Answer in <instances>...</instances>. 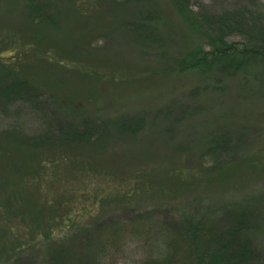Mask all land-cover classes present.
<instances>
[{
	"label": "rangeland",
	"instance_id": "rangeland-1",
	"mask_svg": "<svg viewBox=\"0 0 264 264\" xmlns=\"http://www.w3.org/2000/svg\"><path fill=\"white\" fill-rule=\"evenodd\" d=\"M48 1L55 2L57 8L54 17L59 21L63 18V29L52 28L47 21L35 24L36 21L31 20L27 0H0V62L3 64L0 73L6 71L7 65L13 74L19 73L22 78L34 81L38 86L48 85L59 97L57 102H51L42 96L37 111L33 102L27 100L29 97L23 101L18 99L15 105H21L31 112L32 122L28 121V128L34 126L36 129L35 122L39 119L41 122L38 123H43L41 127L44 130L52 121L55 127L52 130L62 131L69 123L76 127L86 122L100 126V123L109 125L111 121L124 118L130 113L140 114L138 120L144 118V113L147 115L150 112V115L146 117V130L139 136L143 144H132L134 140L118 136L115 132L117 138L87 146L81 165L63 160L58 152L48 155L28 150L27 157L25 150L21 152L17 149L21 146L15 143V134H6V131L12 130L15 122L10 121V117H5L4 122L0 121V251H7L5 259L0 258V264H12L16 258L19 264H51L49 258L55 248L54 241H63V247L70 244L68 241L72 235H80L92 218L108 207L110 213L117 209L111 219L106 221L104 216L103 222L109 227L117 225L119 231L114 235L122 250L112 252L113 258L109 262L105 261L106 264H138L141 259L143 261L150 257V245L158 253L162 247V238L154 233L147 245L150 248L147 253L141 222L143 226V221L150 220L156 227L163 225L176 230L179 221L186 217L187 210L195 212L199 209L216 212L218 215L226 209L228 213L236 209H249L259 214L255 217L256 222H260L261 231L253 239L264 257V66L225 79L222 87L227 94L218 107L194 111L193 116L177 126L175 123V128H170L169 134H166L167 122L161 110L167 111L176 102L174 97H179L178 101L181 102L184 96L188 101L192 87L214 84L212 81L204 82L200 73L178 81L175 78L164 80L163 77L165 82H155V77H151L149 82L144 80L147 72L156 70L158 59L166 57L172 62L175 56L183 57L188 48L196 46L199 40L189 25L171 14L165 0H159L165 11V23L170 26L175 40L169 41L172 38L170 35L162 43L143 44L139 41L146 37L144 34L125 29V23L128 19L130 22L136 20L135 14L140 9L131 4L133 8H118L113 19L107 17L106 21L110 25L115 20L111 30L100 28L97 31L95 28L89 30L84 27L89 35L88 39L85 37L86 41H90V44L86 43L81 49L83 52L78 54L74 51L78 45L75 41H79L75 33L82 32L83 25H87L86 16L70 11L73 0ZM84 1L92 4V0ZM203 1L211 9L223 8L220 7L224 0ZM258 1L264 4V0ZM86 8L82 7L83 10ZM171 30L168 28L164 33ZM185 31L192 36L188 40L183 36ZM86 34H83V38ZM35 36L41 41L32 45ZM132 38L138 43L132 41ZM232 38L237 42L247 39L243 34H234ZM205 49L210 50L207 46ZM65 53L69 55L68 58ZM41 58H47L49 63L39 61ZM246 79H250L249 84H245L249 81ZM170 85L181 89H172ZM65 97L75 100L68 109V105L61 100ZM237 97L242 100V104L234 101ZM233 110L246 117H238L235 121L237 125H233L243 137L240 146L236 145L237 155L225 156L223 162L220 161L225 163L222 168L219 165L211 167L208 177L202 181L205 183L204 189L195 188L193 183L196 180L184 179V182L193 184L192 188L181 185L180 191L173 195L167 184L155 182L154 176L152 179L151 171L158 163L157 153H160V157L165 155L159 162L169 158L167 164L176 166L180 159V166L184 163L188 166L191 165V159L195 167H199L196 161L198 150L209 144L212 134H220L230 128L233 121L227 114ZM13 111L16 115V110ZM81 126L79 131L83 130ZM162 137L167 140L173 138L169 145L164 143L165 148L160 151L159 147L163 143L158 147L153 144ZM179 144L184 145V151L178 150ZM12 146L16 147L13 151ZM147 151L155 153L151 156ZM18 155H23L21 164ZM113 155L118 156L109 158ZM182 171L188 175L187 168ZM195 172L198 171L195 169ZM152 183L154 185L151 190ZM54 186L61 189L54 192ZM64 187L70 189L64 190ZM107 193L113 197L122 195L123 202L116 201L114 204L106 200L104 204L102 199ZM126 202L129 205H124ZM68 203L75 210L66 215L65 204ZM191 204H195L194 207L190 208ZM127 206L130 207L125 208ZM201 216L208 214L203 213Z\"/></svg>",
	"mask_w": 264,
	"mask_h": 264
},
{
	"label": "trees",
	"instance_id": "trees-1",
	"mask_svg": "<svg viewBox=\"0 0 264 264\" xmlns=\"http://www.w3.org/2000/svg\"><path fill=\"white\" fill-rule=\"evenodd\" d=\"M27 1L28 7L30 8L29 13L32 16L31 20L36 21L34 22L35 24H41L47 21L50 22L49 24L52 25V28L59 29L61 27L63 29V18L59 21L55 20L54 17V10L57 8L54 1V3L48 0H42L41 2H36V0ZM231 1L224 0V3L220 7L223 8L216 10L206 6L203 0H165L166 8H168L171 14H174L173 16L175 18L189 25V28L192 30V33L196 34L195 38L199 42H197L195 47L188 48L183 57L175 56L172 62L168 61L166 57L161 60L158 59L156 70L152 69V72L146 73L144 77L145 82H149L151 77H155V82H160V80L165 82V78L169 80L175 78L178 81L195 73H200V77L204 82H214V84L192 87L188 101L184 96L181 102H179V97H174L175 99H173L176 102L172 103L167 111L165 109L161 110V114L165 116L167 122V127L165 128L166 134H169L170 128H175V123L177 126L179 123L182 124L193 116L194 111L196 112L202 109L213 110L218 107L223 96L227 94L223 91L225 88L222 87L225 79L244 74L245 72H253L256 70V67L261 68L264 66V4L258 0ZM73 3L70 11L72 10L71 12L76 15H85L88 21L87 25H83L82 32L75 33L79 41H75L78 45L75 46L74 51L78 54L83 52L81 49L85 47L86 43L90 44V41H86L85 37L88 39L89 35L84 27H87L89 30L95 28L97 31L100 28L111 30V26L115 20L110 25L106 21L107 17L113 19L115 17L114 12L118 8L122 9L127 6L133 8V6L137 5L140 7L138 9L139 13H137L138 16L135 14L137 19L132 22L128 19V22L125 23V29H130L131 31L133 30L146 36L139 42L143 44L162 43L167 41L166 38L170 35L172 38L169 41L175 40L170 26L165 23V11L159 0H92V4L84 0H73ZM157 5L161 6L157 8ZM83 6H87L88 8L83 10ZM135 21L139 23H134ZM88 24L90 25L88 26ZM167 27L171 32L164 33L168 30ZM175 29L177 31V28ZM183 29L187 30L185 27ZM85 33L87 34L83 38V34ZM111 33L113 34V32ZM234 34H243L247 39L237 42L232 38ZM130 35L132 36V34ZM183 36L186 40L192 37L187 31H185ZM21 37L25 38L26 36L22 35ZM134 38H137L136 35ZM32 39H34L32 45L41 41L38 40V36ZM74 39L70 40L73 41ZM132 41H134L133 38ZM206 46L210 50H206ZM161 49L164 50V47ZM65 56L68 58L69 55L65 53ZM39 61L49 63L47 58H41ZM1 65L3 66L0 62ZM6 67V71L0 73V121L4 122L5 117H10V121L15 122L11 128L12 130L6 131V134H15L17 137L15 143L21 146L17 147V149L21 152L25 150L27 157L29 151L43 152L48 155L58 152L63 156V160H71V163L81 165L84 162H81V160L85 158L87 153L85 152V148L91 144H100L108 139L113 140L118 136L134 140L132 144L135 145L144 143L139 136L146 130V117L150 115V112L147 115L146 113L141 114L144 116L141 120H138L140 114L130 113L124 118L119 117L117 120L111 121L109 125L108 123H100V126L95 125V123L91 125L86 122L82 126L80 125L83 127L82 131H79L80 126L76 127L71 123L67 124L63 128L64 130L61 129L62 131H58V129L53 131L52 128L55 127L51 124L52 121H49L47 129L44 130L42 128L43 123H38L41 122L40 119L38 122H35L37 124L36 129L34 126L28 128V121L32 119L31 112L21 105H15V102L18 99L23 101V99L29 97L27 100L33 102V107L37 111V108H40L38 105L42 102L40 100L42 96H46L47 100L51 102H57L59 97L54 93L53 88H50L48 85L44 87L39 84L38 86L34 81L30 82L27 78H22L19 73L13 74L9 71L10 68L7 65ZM246 80L249 81L245 84H249L250 79ZM169 87L174 89L175 85H170ZM175 89L180 90L181 87L179 89L176 86ZM61 100L68 105L67 109L71 103L75 102V100L69 99V97L61 98ZM234 101L240 104L243 103L238 97ZM62 106L64 107L65 105L63 104ZM13 110H16V115H14ZM236 111L233 110L227 114L231 121H233L231 123L232 127L227 128V131H222L223 133L219 134L217 132L212 134L209 144L203 147L202 150H198L199 153L196 161H198L197 165L199 167H195L196 164L191 159H189L191 165L186 166V163H184L182 165L183 167L180 166V159L177 161L176 166L172 163L167 164L169 163L167 161L169 158L159 162L165 155L160 157V153H157L158 163L155 164V168L151 171L152 179L154 176L155 182L162 181L165 185L167 184L169 189H171L167 191L173 195L175 192L180 191L179 186L181 185H187V187L192 188L191 186L195 184V188H198L197 190L204 189L205 183L202 181L208 177V172L211 167L218 165L219 167L224 166L225 163L222 162L225 156L235 157L237 155L238 149L236 145L238 144L240 146L239 143H241L243 137L240 136L233 125H237L235 123L236 119L244 115ZM115 132L118 136L114 134ZM172 138L170 137L169 140L164 137L162 139L159 138L153 145L154 147H158L163 143L159 147L160 151H162L166 144H170ZM145 140L149 144L147 138ZM11 148L12 151L16 149L13 146ZM178 148L179 151H184V145L179 144ZM154 153V151H147V154L151 156ZM9 156L12 157V154L10 153ZM116 156L118 155H113L109 158ZM18 159L21 164L23 155H18ZM221 160L222 162L220 163ZM228 165H231V163ZM127 166L129 165L127 164ZM184 168L188 169V175H185L182 171ZM195 169L198 171L197 173ZM184 179H194L196 183L190 184L184 182ZM150 185V189L152 190L154 183ZM37 187L39 188L40 186ZM54 188L52 190L54 192L61 189L55 186ZM69 189V187H64V190ZM120 192L124 193L121 190ZM121 196L113 197L110 193H107L102 200L104 204L106 200L115 204L116 201L120 202L122 200L123 202ZM193 201L197 202L194 198ZM65 205L66 210H63L67 211L66 215L71 210H75L74 206L69 203ZM124 205H129V203L126 202ZM194 205L191 204L190 208L194 207ZM129 207L127 206L125 208ZM116 209H114V212ZM118 209L120 210L121 208ZM248 210L236 209L228 213L226 209L221 215L212 211H201L200 209L195 212L187 210L186 217L179 221L176 230L163 225L156 227L157 225L150 220L143 221V226L141 222V232L143 236H146L145 246L147 247L150 238L155 233L159 238H162L160 241L162 247L156 253L152 245L148 246L152 249V252L149 254L150 257L143 261L141 259L138 264H264L263 254L257 248L253 239L255 234L261 231L260 222H256L257 219L255 217V215L259 214L252 213ZM110 212L111 210L108 207L106 211H100L96 214V217L92 218L91 223L83 228L80 235H72V238L68 241L70 244H66L63 247V241L60 240V243L59 241H54L55 251L53 249V253H51L49 258L51 264H106V262L112 260V252L117 253L122 250V247L119 246V240L114 235V233L117 234L119 231L117 225L114 224L112 227H109L103 222L104 216L106 221L111 219V215L114 212ZM203 213L208 214V216H201ZM163 231L165 235H163ZM159 238H156V240ZM148 247L145 249L147 253L150 250ZM6 252V250L0 251V258L2 260L5 259L4 255L6 256ZM12 264H19L17 258L12 261Z\"/></svg>",
	"mask_w": 264,
	"mask_h": 264
}]
</instances>
